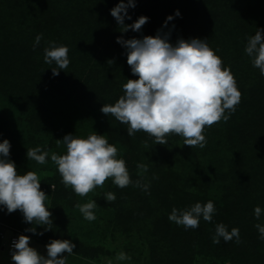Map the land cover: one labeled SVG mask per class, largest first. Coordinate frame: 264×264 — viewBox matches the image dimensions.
<instances>
[{"label": "trees", "instance_id": "1", "mask_svg": "<svg viewBox=\"0 0 264 264\" xmlns=\"http://www.w3.org/2000/svg\"><path fill=\"white\" fill-rule=\"evenodd\" d=\"M119 2L0 0V86L12 90L21 109L28 110L26 125L31 132L20 148L8 118L0 114V143L5 139L10 142L9 159L18 174H26L31 171L27 149L50 148L35 136L51 126L55 117L47 114L44 101L75 97L79 101L94 100L101 108L114 104L124 94L127 80L138 79L127 64V49L117 43V37L142 39L155 36L158 30H171L169 42L173 45L180 38L206 39L224 67L231 69L242 94L240 103L227 122L221 120L205 128L204 148L184 145L183 138L175 134L166 137V145H156L154 138L142 131L129 137L127 125L105 115L109 141L124 149L122 159L131 179H140L137 165L143 163L148 171L143 173L142 183L150 184L147 192L134 184L125 193L124 188H116L121 197L113 223L123 225L126 234L133 230L145 232V238L156 246L159 255L172 241L183 244L196 236L181 249L190 244L188 253H192L194 247L210 245L219 252L211 258L207 256V262L264 264V240L255 227L258 223L264 226V75L244 51L248 38L257 29L264 30V0H136L135 8L128 9L131 19L125 18L124 23L130 25L140 16L148 17L139 32H121L110 13ZM177 10L179 16L175 15ZM169 16L173 19L164 27ZM39 34H43L42 39L34 48ZM52 41L69 49V66L57 69L58 76L52 74L56 65L44 62V49ZM109 60L112 65L107 63ZM51 185H55L54 190ZM41 188L48 195L46 201L50 202L53 221L52 230H42L44 246L52 240H70L61 231L59 209L73 192L64 186L58 173L45 179ZM212 191L219 194L210 196ZM208 201L214 203L216 212L211 222L201 217L196 229L186 230L168 219L173 208L188 209ZM257 206L262 210L259 219L254 215ZM13 213L0 205V223L18 222L16 211ZM220 223L229 232L238 228L241 242L220 238V243L214 244L212 237ZM205 224L211 232L206 239L197 234ZM168 240L170 243H166ZM73 252L85 258L99 253L82 244H77ZM170 259H175V255H170Z\"/></svg>", "mask_w": 264, "mask_h": 264}, {"label": "clouds", "instance_id": "2", "mask_svg": "<svg viewBox=\"0 0 264 264\" xmlns=\"http://www.w3.org/2000/svg\"><path fill=\"white\" fill-rule=\"evenodd\" d=\"M135 6L136 0H127V3L120 0L110 10L121 32H139L148 22V17L140 16L130 25L124 23L125 18L131 19L128 9ZM175 15H180L178 10ZM172 19V16L167 17L164 27ZM262 33L264 30L257 29L255 35L248 38L244 51L253 66L264 75ZM42 35L36 36L34 48L40 44ZM170 35L171 30L168 33L158 30L155 36H144L142 39L117 37V43L127 49V64L138 79H128L123 85L124 94L114 104L103 105L100 111L127 125L129 137L142 131L154 138L156 145H166V137L175 134L183 138L184 145L204 148L207 143L205 128L221 120L227 122L240 103L242 94L231 69L224 67L222 59L209 47L206 39L180 38L173 45L169 42ZM68 52L66 46H57L54 41L44 49V62L56 65L52 68L53 76L68 68ZM107 63L112 65L113 61ZM56 143L58 147L65 145L66 153H51L50 159L56 165L64 186L71 188L77 196L84 197L97 187L102 188L108 179L119 188L134 184L147 192L150 187L149 183H142L148 166L143 163L137 165L140 179L134 182L125 161L117 158V147L110 144L105 135H98L95 131L87 138L67 134ZM144 143L147 145V141ZM10 147L7 139L0 143V205L8 213L19 210L24 221L34 225L25 231L43 235V232L37 233L35 225L43 226L45 231L52 230V212L45 204L48 195L41 190L36 172L18 174L15 163L9 159ZM26 156L28 160L43 165L47 163L49 152L38 146L27 149ZM51 188L54 190L55 185ZM115 199L114 193H105L107 202H114ZM75 207L85 220L91 222L96 219V201L77 203ZM261 211L259 206L255 207L257 219ZM215 212L214 203L208 201L203 205L196 203L188 209L173 208L168 219L186 230L196 229L201 217L211 222ZM255 227L260 239L264 240V226L258 223ZM220 238L225 242L233 238L237 244L241 242L239 229L232 228L229 232L223 223L216 225L213 243L219 244ZM29 244L30 237L27 235H20L18 240L13 241L11 259L14 264H67L65 253L71 255L76 248L70 240H52L46 245L47 256H44ZM116 259L123 261L130 257L120 252Z\"/></svg>", "mask_w": 264, "mask_h": 264}, {"label": "rangeland", "instance_id": "3", "mask_svg": "<svg viewBox=\"0 0 264 264\" xmlns=\"http://www.w3.org/2000/svg\"><path fill=\"white\" fill-rule=\"evenodd\" d=\"M0 79L2 78L0 77ZM1 81L4 83L3 80ZM1 86L0 114L8 118L11 129L16 134L17 139L15 138V140L20 144L19 147L23 148L22 144L27 141L26 136H28V133H31L30 127L26 125V121L29 119L28 110L21 109L22 105L19 103V98L12 94V90L1 88ZM46 106L52 109L48 111ZM43 108L47 111V114H54L55 117L52 120L51 126H47L44 132H38L35 136L38 137L39 142L49 145L50 148L47 150L49 157L47 163L43 165L32 160L29 161L31 165L30 170L37 173L41 181V187H43L45 179L51 178L53 174H59L56 165L50 159V155L51 153L59 155L66 153V146L61 144L58 147L56 140H62L67 134L87 138L95 131L98 135H105L108 142L117 147V158H123L125 151L120 144L109 141L107 135L109 122L100 111L101 106L96 101H79L75 97H71L68 100L55 98L44 101ZM117 187L111 179H108L102 188L97 187L84 197L77 196L69 188L73 192L71 193L72 197L64 200L60 204L59 209L61 231L76 246L77 244H82L84 247L99 251V253L93 254L91 257L88 254L86 258L82 257L79 253L73 252L71 255L65 253L67 264H214L212 261L207 262V260H204L207 256L211 258L219 252L210 245L204 248L194 247L192 253H188L190 244L181 249V245L196 239L195 235V238H192L190 241H184L183 244H180L178 240L172 241L170 247L165 248L163 254L159 255L156 246L151 245L148 239L145 238V232L139 233L138 230H133L126 234L123 225L113 223L121 197L116 192ZM128 188L127 186L123 189L125 190L124 193ZM107 192L115 194L116 199L114 202L109 203L105 200V193ZM218 194L219 192L212 191L209 195L215 196ZM90 200H94L97 203V207L94 210L96 219L91 222L85 220L79 209L75 207L77 203L84 204ZM45 204L48 208L50 207L49 201H45ZM15 215L18 218V222L0 223V264H14L12 259L7 255V245L12 235L15 234L29 236V246L36 249L39 254L47 256V248L42 242V236L25 231V229L34 225L26 223L23 214L19 210L16 211ZM35 227L37 233L42 232L44 229L41 225H35ZM197 232L199 237L205 236V239L211 234L207 224L204 225L202 231ZM166 243H170L169 240ZM120 252H124L130 259L117 260L116 256ZM170 255H175V259H170ZM189 257L194 258L190 261Z\"/></svg>", "mask_w": 264, "mask_h": 264}, {"label": "built area", "instance_id": "4", "mask_svg": "<svg viewBox=\"0 0 264 264\" xmlns=\"http://www.w3.org/2000/svg\"><path fill=\"white\" fill-rule=\"evenodd\" d=\"M20 235H21V234H15V235H12L11 239H10L9 242H8V245H7V255H8V257H10V258H11V256H12V252L14 251V249L12 248L13 241L18 240V238H19Z\"/></svg>", "mask_w": 264, "mask_h": 264}]
</instances>
